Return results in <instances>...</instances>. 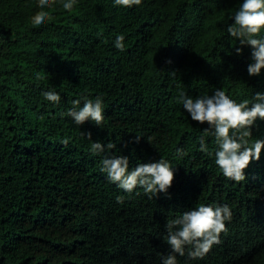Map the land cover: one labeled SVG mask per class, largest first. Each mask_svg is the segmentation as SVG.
I'll use <instances>...</instances> for the list:
<instances>
[{
    "label": "trees",
    "instance_id": "trees-1",
    "mask_svg": "<svg viewBox=\"0 0 264 264\" xmlns=\"http://www.w3.org/2000/svg\"><path fill=\"white\" fill-rule=\"evenodd\" d=\"M65 2L41 9L38 0H0V264L54 261L62 246L74 249L76 264L81 256L82 264L106 256L159 264L166 216L204 201L233 205L246 232L235 259L216 250L185 264H264V147L245 181L229 180L215 163L213 129L178 103L181 93L217 89L238 104L259 102L264 67L250 76L251 46L227 32L243 0H76L70 11ZM39 11L50 18L36 26ZM120 35L123 51L114 45ZM262 37L264 28L254 38ZM48 91L60 101H48ZM97 97L102 123L77 125L69 111ZM246 139L249 147L264 140V120ZM96 141L115 148L94 152ZM116 155L128 157L129 170L168 161L171 186L155 196L124 191L102 171Z\"/></svg>",
    "mask_w": 264,
    "mask_h": 264
},
{
    "label": "clouds",
    "instance_id": "clouds-1",
    "mask_svg": "<svg viewBox=\"0 0 264 264\" xmlns=\"http://www.w3.org/2000/svg\"><path fill=\"white\" fill-rule=\"evenodd\" d=\"M55 0H38L41 9L54 4ZM76 0H67L62 4L65 10H71ZM116 5L132 7L139 5L141 0H114ZM47 11H39L31 18L33 25H42L49 19ZM264 28V0H243L238 11L233 17V24L229 25L227 32L238 40L241 46H251V60L247 72L251 75H258L264 67V37L254 38ZM124 37L117 36L114 45L120 51L124 50ZM241 47H236V54H240ZM45 98L54 103L60 101L58 93L48 91L44 93ZM257 103L250 107L248 102L236 103L226 93L217 89L210 96L189 97L181 93L178 103H182L184 110L190 115L191 120L205 124L213 129L217 142L215 151V163L221 170L224 177L239 183L245 181L244 169L252 160H259L264 140H256L249 147L246 137L251 135V127L259 118L264 120V94L256 93ZM79 100H74L73 105H79ZM69 116L77 125L86 120L93 121L99 126L103 119L102 100L97 97L84 100L82 107H74L69 111ZM230 129H248L247 131L233 132ZM90 138V134H89ZM139 136H137V139ZM67 144V140L64 141ZM94 152L100 153L105 149H114L115 144L102 145L99 141L91 145ZM201 151H207L203 139L200 142ZM181 153V149H177ZM211 154V153H210ZM102 171L107 178L117 184L126 192H132L140 186L145 193L156 195L167 192L174 179L172 167L168 161L160 159L156 162L139 163L135 168L129 170L128 157L116 155L103 160ZM151 198V196H150ZM117 202L122 203V198L117 197ZM178 214L168 218L164 226V247L161 249L159 264H185L187 261L196 259L203 260L216 250L224 252L227 259L236 258L239 242L246 232L240 228V218L237 208L233 205L218 206L214 201H204L202 205L192 208L191 205L181 207ZM40 249V247H37ZM218 248V249H217ZM25 254L23 259L27 256ZM54 261H49L42 255H37L33 264H76L75 252L71 247H63ZM79 264H82V256ZM95 264H115L109 257L101 258Z\"/></svg>",
    "mask_w": 264,
    "mask_h": 264
}]
</instances>
